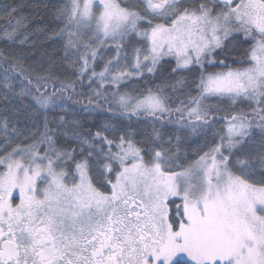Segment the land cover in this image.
<instances>
[{"label":"snow or ice","instance_id":"6c2138e0","mask_svg":"<svg viewBox=\"0 0 264 264\" xmlns=\"http://www.w3.org/2000/svg\"><path fill=\"white\" fill-rule=\"evenodd\" d=\"M0 264H264V0L0 5Z\"/></svg>","mask_w":264,"mask_h":264},{"label":"trees","instance_id":"16d2710c","mask_svg":"<svg viewBox=\"0 0 264 264\" xmlns=\"http://www.w3.org/2000/svg\"><path fill=\"white\" fill-rule=\"evenodd\" d=\"M20 0H0V5L3 4H11V3H19ZM24 2H28V0H24ZM41 48V45L38 43L37 44V48L33 49V50H39ZM77 88L79 89V86H77ZM78 99L82 102V103H86V97H78ZM104 118H101V120H103Z\"/></svg>","mask_w":264,"mask_h":264}]
</instances>
